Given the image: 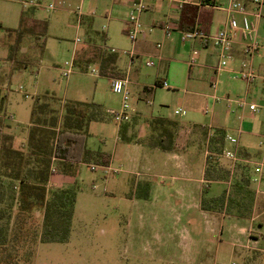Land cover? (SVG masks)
Listing matches in <instances>:
<instances>
[{
  "label": "rangeland",
  "instance_id": "374dc122",
  "mask_svg": "<svg viewBox=\"0 0 264 264\" xmlns=\"http://www.w3.org/2000/svg\"><path fill=\"white\" fill-rule=\"evenodd\" d=\"M41 3L34 17L47 24L43 34L45 51L41 54L34 38L25 37L20 58L29 64L14 69L8 55L17 34L7 30L19 29L23 14L29 9L25 10L19 0H0V88L8 95L5 130L15 133L16 143L27 138L38 99L50 103L59 113L66 102L99 104L107 119L88 124L86 147L109 154L111 168L80 163L70 241L38 243L32 260H29V247H25L15 264H264V186L252 183L254 176H261L256 162L262 156L264 108L252 112L248 107L252 103L264 107V92L255 91L254 86L249 89L245 81L222 72L218 79L206 69L201 74L198 72L199 75L192 73L188 65L191 59L204 67L215 68L219 57L213 48L200 49V56L192 53L190 41L182 42L180 53H174L175 46L171 45L162 61L142 50L132 60L129 52L137 50L126 33L130 7L121 0H41ZM50 3L59 6L50 10L47 8ZM79 14L85 21L82 22ZM225 19L223 11H216L217 23ZM88 26L107 35L105 42L100 38L96 42L104 52L117 50L118 70L128 78L129 113L163 116L189 125L181 143L184 147L195 144L197 164L201 166L205 154L211 162L210 179L218 177L225 182L224 188L216 189V195L226 194V199H231L236 184L241 185L239 191L246 189L245 204L239 206V212L230 206L224 209L225 216L220 211L210 215L195 212L183 205L186 201H178L180 197L172 191L157 204H148L149 207L144 201L136 204V198L143 199L140 195L149 192L141 190L146 180L150 181H147L149 185L169 187L171 178L183 173H162L146 166L138 168L143 176L135 175L136 166L144 164V159L150 160L147 156L156 153L155 158L162 159L165 152H151L119 140L120 125L110 113L122 111L123 97L113 92L111 79L124 77L101 74L98 61L78 62L79 56L83 61L94 59L92 53L82 52L87 47ZM157 36L155 32L154 37ZM149 61L156 65L149 67ZM69 70L70 75L65 76ZM159 74L168 87L145 93V86L155 87ZM214 82L218 84L216 92L212 88ZM263 83L261 80L257 87L261 89ZM243 103L247 106L241 107ZM180 109L185 113L175 114ZM218 130L225 133V138L226 134L237 138L238 146L251 154V162H237L232 173L233 163L222 157V143L216 141ZM223 144L228 150L236 148L231 144L226 147V140ZM92 166L97 169L92 170ZM136 185H139L137 189ZM208 192L206 196L213 193L207 195ZM229 208L236 212H230ZM34 215V224L41 230L43 211L36 210ZM224 217L226 225L222 230ZM208 225H212L209 234L205 228ZM220 241L225 242L220 245Z\"/></svg>",
  "mask_w": 264,
  "mask_h": 264
},
{
  "label": "trees",
  "instance_id": "16d2710c",
  "mask_svg": "<svg viewBox=\"0 0 264 264\" xmlns=\"http://www.w3.org/2000/svg\"><path fill=\"white\" fill-rule=\"evenodd\" d=\"M207 2L210 0L205 1ZM31 8L28 13L23 14L19 29L7 30L8 33L17 34V41L10 46L8 55V60L16 67L14 69L25 68L29 64L20 58L21 44L25 37L34 38L41 54L45 51L46 41L43 34L46 33L47 24L32 20L34 11ZM212 13L209 9L199 11L195 7L191 8L190 20L193 26L190 29L192 30L199 20L200 31L209 35ZM105 51L102 50L99 56L104 65L101 67V74L110 77L119 75L113 67L110 71L105 69L106 62L116 63L113 54L107 53V49ZM83 60L81 57L78 58L79 63L95 61ZM76 63L75 60L74 64ZM7 100L8 95L0 88V264H15L25 247H29V260H32L38 243H68L71 239L78 188L76 185L69 188L49 187L51 176L56 171L71 172L72 167L80 163L109 167L111 156L101 150L92 151L86 147L88 124L107 119L101 105L66 102L63 106L64 115L60 117L58 110L50 103H41L38 99L32 110L31 129L26 147L16 149L14 135L5 132L8 127ZM146 123L150 135L147 139L141 140L142 142L163 152L178 151V135L184 128L180 122L155 117L148 119ZM124 131L125 126H122L120 133L123 134ZM224 134L218 130L216 139L222 143V152L225 150ZM122 136L123 140H128ZM245 155L246 153L239 152L241 158ZM210 164L208 160L207 178H210ZM235 186L231 199H226V194L204 199L202 209L222 212L226 206H230L239 212V206L243 207L245 204L243 200L246 189L239 191L241 185ZM36 210L43 211L41 230L34 224ZM30 236L33 237L31 240Z\"/></svg>",
  "mask_w": 264,
  "mask_h": 264
},
{
  "label": "crops",
  "instance_id": "0c3cea01",
  "mask_svg": "<svg viewBox=\"0 0 264 264\" xmlns=\"http://www.w3.org/2000/svg\"><path fill=\"white\" fill-rule=\"evenodd\" d=\"M121 1L124 2L123 4L128 7H131L132 5L131 0H121ZM145 1L149 5V10L141 16V21L143 25L145 26V29L143 28L144 32L142 33V35L139 36V38L141 37L142 39L140 40L138 38L137 41L134 43L137 52L136 53L134 51L129 52V55H131L132 60H134L135 57L138 56L139 53H141L140 50H142L145 53H148L150 56L155 57L159 61H162L165 58V54L167 53V51L170 49L171 45L173 44L175 46L174 53H180L181 44L183 42L182 32L191 30L190 27L193 26V24L191 25V20H190V16H191L190 10L191 8L193 9V7L197 8L199 11L203 9H209L213 12L211 16V26L209 27V35H216L217 33H219L221 30H223L226 27L229 21V14L226 8L231 4V0H218L217 4L221 5L218 8L206 6L204 4L206 0H189L190 3L185 5V7L182 10H177L175 5L172 2L166 1V0H145ZM233 1L240 2L245 5L248 17L250 18L252 23L257 27L258 40L260 41L262 46L260 47L259 51L256 53L254 57H250L245 50L246 42L244 40L242 28L240 26L234 36V43H233L234 58L231 61H229L228 66L225 69L221 70L220 72L219 71L217 72L216 71L217 66L213 68L212 66L205 65L204 67L202 65L197 64L195 60L191 59V61L188 62V65H189L191 72L195 73V75L201 74L202 69H206V70H210L211 72H213L216 76V79H218L217 77L221 78L222 74L230 75L232 76V78L233 77L236 78L235 72L241 68V65L244 61L249 62L256 70H260L264 68V0H263V6L261 10H258V7L256 6V3H255L256 0H233ZM56 6H59V5H56ZM36 8L37 7H35V9L31 8L34 11V13L32 14V20H36L34 17L35 12L37 10ZM218 10H221L226 14V19L224 20V22L217 23L216 11ZM79 17L80 19H82L83 16L79 14ZM237 18L239 20V23L241 24L243 15L239 14L237 15ZM169 20H171L173 24L175 25V30L172 33L171 37L167 38L162 29V26ZM83 21H85V19H82V22ZM88 28L89 29H88L87 37H86L87 47H84L82 49V52L85 54L92 53V55H94V59L92 60L98 61V63L100 64V67H102L103 63L99 56L102 50L104 51V49L101 48V46H97L96 42L99 38L105 42L107 39V35L103 32H97V31L95 32L94 30L90 29V26H88ZM194 28H199V29L201 28V25L199 24V20L196 21L195 26L192 29ZM155 32H158L157 37H154ZM158 44H161L162 47L158 48ZM191 48H192L191 52L192 53L196 52L198 56H200L199 50L202 48H207V49L213 48V50L217 53V50L213 44L207 47H204L203 45H201L199 41L192 42ZM110 53L112 52L110 51ZM116 53L117 52L112 53L113 54L112 56L116 58V63H109V61L106 62L105 69L107 71H110L111 68L113 67L115 68L116 73L123 76L124 79H128L123 73H121L118 70V56L115 55ZM209 57H211V55H209ZM78 58H80V56ZM192 61H195V64L191 66L190 63ZM197 69H199V71H197ZM236 79H239V78H236ZM195 80L197 79L195 78ZM239 80H242V79H239ZM261 80L262 79H258L254 81L251 85H248L249 89L250 88L252 89V87L254 86L255 91L264 92V86L261 89L257 87V85H259ZM195 82L199 84L201 83V81H195ZM167 87L168 85L166 84L165 80L159 74L155 81V87L145 86L143 91L145 93L148 92V94H152V91L155 90V88L163 89ZM62 114H64V110L60 112V117H62ZM155 117H163V116L147 117V115L143 114L142 112L131 115L130 121L123 123L122 125V126H125V131L123 132V134L120 133V129L122 127L120 125L119 140L125 144L134 145V146H138L139 148L142 147L143 149L151 150V152H163L159 149L148 147L146 143L141 141V140L147 139L148 136L150 135V130L147 126L146 121L148 119L155 118ZM168 119H171V118H168ZM171 120L180 122L184 127L178 135V139H177L178 151L177 152H165V156L162 159L159 157L155 158L156 153H152L153 154L152 157L147 156V158L150 159L149 161L144 159V164L141 163L140 165L136 166V168L134 167L135 170H138L135 172V175L143 176L139 169L140 167H146V166L151 170H157L162 173H166L170 171H180L183 174L180 176H175V177L173 176L171 178L172 185H170L169 187L162 186V185L160 186L159 185L154 186L152 184L149 185L148 183L150 181L146 180L145 185L141 187V190L143 189L144 192L145 191H149V192L142 193L140 196L143 197V199L138 200L136 198L135 202L136 204H138V203H141V201H144L146 207H149L150 205L157 204L159 201L162 200L163 197L167 198V195L170 194V192L172 191L173 192L172 194L178 196V198L180 197L178 201H180V199L186 201L185 204L183 205H185L187 209H192L195 212L199 211L203 214H208V215L216 214L217 212H214L213 210L211 211V210L202 209V201L204 199H211V198H216L220 196V194L216 195V189L224 188L223 183L225 182L220 180V178L218 177L214 179L212 178L210 179L206 177V170H207V163H208V159L206 155L204 154L203 161L200 166V164H197V161H196V158H197L196 156L198 154L197 152L198 147L195 144H190L188 146L186 145L184 147L183 143H181L183 140H185L184 138L182 139V134L190 126L184 124L180 120H176V119H171ZM28 128H29L28 130L31 129V123L28 126ZM205 131L206 130L204 129V132ZM198 132L202 133L203 131L198 130ZM7 133H10L14 135L15 137L14 148L20 149V148L26 147L29 135L21 143H16L15 133H13V131H11L10 129L7 131ZM208 134L212 135L210 131L208 132ZM122 135H124L128 140L127 141L123 140L124 137ZM191 140L194 141V137H191ZM228 144L229 143L226 142V147ZM235 150L246 153L244 157L240 158V161H250L252 159L251 154L249 153L248 149L238 146L235 148ZM261 161L264 162L263 153L260 158V162H256L257 170L260 168V165L262 163ZM78 166L79 164L72 167L71 172L64 173L62 171H56L50 178L49 187L69 188V187H73L74 185H76L77 175H78ZM110 166L107 168H111ZM196 168H197V172L195 171ZM260 172H261V176L260 177L254 176L252 183L255 182L259 186L261 185L264 186V166L262 168V171ZM195 173L198 175H195ZM137 187H139V185H136L135 189H137ZM157 189L159 190L158 193L156 192ZM207 191H209L207 195L213 192L212 195L206 196ZM165 203L167 204V201H165ZM229 210L230 212L231 210L234 211V209H229ZM226 212L227 210L226 211L223 210L222 215L225 216ZM225 221L226 219L224 217L223 223H221V226H220L222 230L224 229L226 225ZM211 226L212 225H208L207 227H205L207 229L206 230L207 234L210 233ZM213 227H216L215 223L213 224ZM223 242L225 241H220V245Z\"/></svg>",
  "mask_w": 264,
  "mask_h": 264
},
{
  "label": "built area",
  "instance_id": "2783aa9c",
  "mask_svg": "<svg viewBox=\"0 0 264 264\" xmlns=\"http://www.w3.org/2000/svg\"><path fill=\"white\" fill-rule=\"evenodd\" d=\"M132 5L130 7V11L127 16V35L132 40V42H136L140 35L144 32L143 25L141 22V16L149 10V5L146 3L145 0H131ZM172 2L177 10H182L185 5L189 4V0H166ZM218 0H210V2L204 3L208 7H215L218 8L219 4H217ZM20 3L24 6L25 9L28 7H37L40 6L41 0H20ZM258 10L262 9L263 0H256L255 1ZM56 4L50 3L48 5V9L54 10L56 9ZM229 14V21L226 27L221 30L216 35H206L200 31L199 28H194L192 30H187L182 32V41L184 43L190 41H199L201 45L207 47L213 44L217 50L219 63L216 68V71L220 72L221 70L225 69L228 66L229 61L234 58L233 54V43H234V36L238 28L241 26L243 37L245 40V50L250 57H254L256 53L259 51L262 44L258 40L257 36V27L252 23L250 18L248 17L247 10L244 4L240 2H236L231 0V4L226 8ZM243 15L242 23H239L237 15ZM162 29L165 33L167 38H170L172 33L175 30V25L171 20L167 21L163 24ZM161 44H158V48H161ZM112 53L117 52L116 49H111ZM132 54V53H130ZM195 61H192L190 65H194ZM148 66L152 67L155 65L153 61H149L147 63ZM73 64H70L72 67ZM71 70L65 72V76H69ZM235 77L244 80L248 85H251L254 81L258 79L264 80V68L260 70H256L249 62L244 61L241 65V68L235 72ZM218 87L217 82L212 84V88L216 91ZM111 89L114 93L120 94L123 97V109L121 112H111L110 115L114 116L115 119L118 121V124L121 125L124 122L130 121L131 114L129 113V104L128 101L130 99V91L128 89V80L123 78H112L111 79ZM245 103L241 104V107H246ZM249 110L252 112H259L264 107H261L257 104H250ZM176 114L185 113L183 110H177ZM226 142L233 145L238 146V140L234 136L226 135ZM262 148V153L264 155V141L260 143ZM222 157L231 161L233 164L231 166L232 173L235 170L237 162L240 161V157L238 155L237 150H228L225 149ZM264 166V162L261 163L259 171H262ZM107 169V167H105ZM95 166H92V170H96Z\"/></svg>",
  "mask_w": 264,
  "mask_h": 264
}]
</instances>
